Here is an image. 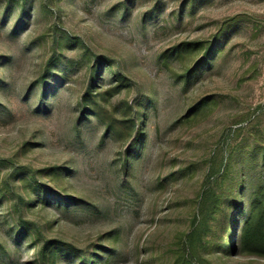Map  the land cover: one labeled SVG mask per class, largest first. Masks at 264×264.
<instances>
[{
    "label": "rangeland",
    "instance_id": "obj_1",
    "mask_svg": "<svg viewBox=\"0 0 264 264\" xmlns=\"http://www.w3.org/2000/svg\"><path fill=\"white\" fill-rule=\"evenodd\" d=\"M221 28L210 64L186 80L184 70ZM187 41L200 43L165 64L162 53ZM92 65L100 68L94 90L115 84L116 72L129 78L106 108L119 116L126 103L141 106L127 175L118 161L127 143L101 141L94 115L77 121ZM52 72L58 78L40 105L39 80ZM263 136L264 0H0V264H28L36 249L6 236L11 216H3L27 198L13 181L20 174L97 208L24 209L38 245L60 239L84 250L103 240L113 250L105 264H168L147 250L173 245L189 228L187 199L206 184L209 157L223 151L235 170L257 172ZM53 166L70 171L53 179ZM206 258L264 264L214 248Z\"/></svg>",
    "mask_w": 264,
    "mask_h": 264
},
{
    "label": "trees",
    "instance_id": "obj_2",
    "mask_svg": "<svg viewBox=\"0 0 264 264\" xmlns=\"http://www.w3.org/2000/svg\"><path fill=\"white\" fill-rule=\"evenodd\" d=\"M223 29H219L212 39L205 43L203 55L193 68L184 70L183 76L186 80L196 74L204 64H210L216 43L221 41L219 38ZM198 43L200 42L187 41L163 52L164 63L166 64L169 55L180 57ZM99 71L100 68L95 65L90 67L89 82L77 102L79 105L77 121L94 115L104 125L101 141L109 137L127 143L123 157L118 160L120 168L127 175L136 146L142 137L139 115L141 106L136 104L133 108L126 103L123 106L124 114L119 116L115 108L113 110L106 108L102 102L127 87L129 78L121 72H116L113 79L115 84L102 90H94L93 85ZM54 78H58L56 72L41 76L40 105L49 95L53 87L49 81ZM202 101L192 105L187 110L188 113L197 109ZM257 151L260 160V169L257 172L235 170L232 168V155L227 156L223 151H216L209 157L206 184L199 188L193 198L187 199V202H191L189 228L181 233L173 245L148 249L153 260L166 256L169 259L168 264H211L206 255H209L213 248L224 254L238 253L264 258V136L263 143L257 147ZM49 171L53 179L62 180L70 169L65 166H53ZM13 181L23 186L27 198L20 197L22 201L14 202L9 206L7 215L3 216V218L11 216L10 220L5 221L10 225L6 236L15 245H20L28 239L31 244L36 243L35 252L28 264H105L112 256V248L105 246L103 240L84 250L60 239H45L38 245L40 241L38 228L33 227V223L23 220L24 209L32 206L53 207L62 215H67L86 210L96 211L97 208L76 196L64 195L35 178L29 179L20 174ZM158 183L161 185V180ZM105 237L112 238L109 233Z\"/></svg>",
    "mask_w": 264,
    "mask_h": 264
}]
</instances>
